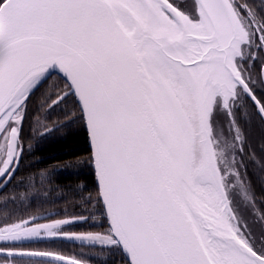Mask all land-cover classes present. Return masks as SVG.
Listing matches in <instances>:
<instances>
[{
  "label": "snow or ice",
  "instance_id": "6c2138e0",
  "mask_svg": "<svg viewBox=\"0 0 264 264\" xmlns=\"http://www.w3.org/2000/svg\"><path fill=\"white\" fill-rule=\"evenodd\" d=\"M56 133L87 145L83 211L25 217L5 197L0 264H82L63 244L113 264H264V0H0V184ZM38 175L21 200H47ZM84 224L100 230H69Z\"/></svg>",
  "mask_w": 264,
  "mask_h": 264
},
{
  "label": "trees",
  "instance_id": "16d2710c",
  "mask_svg": "<svg viewBox=\"0 0 264 264\" xmlns=\"http://www.w3.org/2000/svg\"><path fill=\"white\" fill-rule=\"evenodd\" d=\"M55 78L53 77L52 80ZM52 80L49 83H52ZM260 89V85H257ZM39 97V93H37ZM36 99V97H34ZM53 119L55 114H53ZM261 124L255 117L248 124V131L252 139L259 144V134ZM27 130V124L25 125ZM55 139L44 141H33V149L31 154L25 153L24 159L21 162L20 169L17 171L15 178L11 183L4 187L0 184V207L4 204V198L14 200L15 204L8 203L7 208L15 211L17 215L25 217L31 215L48 216L52 215L53 219L65 218L72 214H79L83 211L82 208L75 207L76 200L74 198L73 189L82 186L91 187L93 175L91 170L85 163L80 161L87 155L85 149L87 145L82 135L66 136L61 138L60 133H56ZM27 144V141H25ZM47 173V182L45 188L52 189L47 200L38 197L35 193L27 195L21 200L22 194L28 193V189L24 187L20 181L26 177L37 174L36 186L39 188V173ZM250 172H255L250 169ZM253 175V184L255 185V195L257 207L264 205V189L259 185ZM59 214V215H53ZM87 215V212H84ZM44 221V220H41ZM92 221H89L91 224ZM70 231H99V228H91L88 224L77 225L69 229ZM21 248H47L51 247L45 243H25L18 245ZM65 255H75L81 259L84 264H113V257L107 252H100L96 248L81 247L73 244L57 245ZM15 264H25V262L16 261Z\"/></svg>",
  "mask_w": 264,
  "mask_h": 264
},
{
  "label": "rangeland",
  "instance_id": "374dc122",
  "mask_svg": "<svg viewBox=\"0 0 264 264\" xmlns=\"http://www.w3.org/2000/svg\"><path fill=\"white\" fill-rule=\"evenodd\" d=\"M40 222H45V221H40Z\"/></svg>",
  "mask_w": 264,
  "mask_h": 264
},
{
  "label": "water",
  "instance_id": "95a60500",
  "mask_svg": "<svg viewBox=\"0 0 264 264\" xmlns=\"http://www.w3.org/2000/svg\"><path fill=\"white\" fill-rule=\"evenodd\" d=\"M82 264H84V263H82Z\"/></svg>",
  "mask_w": 264,
  "mask_h": 264
}]
</instances>
